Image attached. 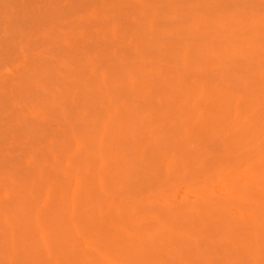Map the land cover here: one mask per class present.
Masks as SVG:
<instances>
[{
  "label": "rangeland",
  "instance_id": "374dc122",
  "mask_svg": "<svg viewBox=\"0 0 264 264\" xmlns=\"http://www.w3.org/2000/svg\"><path fill=\"white\" fill-rule=\"evenodd\" d=\"M0 264H264V0H0Z\"/></svg>",
  "mask_w": 264,
  "mask_h": 264
},
{
  "label": "bare ground",
  "instance_id": "6f19581e",
  "mask_svg": "<svg viewBox=\"0 0 264 264\" xmlns=\"http://www.w3.org/2000/svg\"><path fill=\"white\" fill-rule=\"evenodd\" d=\"M260 61V60H259ZM106 112V111H105ZM242 121V120H241ZM188 130V129H187ZM229 133V132H228ZM232 134V133H230ZM231 137V136H230ZM262 140V139H261ZM113 142V141H112ZM100 144V143H99ZM258 144V143H257ZM102 145V144H101ZM228 151V150H227ZM258 162V161H257ZM181 176V175H180ZM122 185V184H121ZM228 189V188H227ZM232 189V188H231ZM262 193V192H261ZM248 194V193H247ZM243 195V194H242ZM263 196V195H262ZM227 197V196H226ZM209 200V199H208ZM139 201V200H138ZM198 202V201H197ZM210 204V203H209ZM144 205V204H143ZM248 205V204H247ZM165 207V206H164ZM216 208V207H215ZM108 210V209H107ZM147 211V210H146ZM168 212V211H167ZM151 213V212H150ZM190 213V212H189ZM88 214V213H87ZM162 214V213H161ZM177 215V214H176ZM188 215V214H187ZM219 216V215H218ZM211 217V215H210ZM178 218V217H177ZM209 218V217H208ZM207 218V219H208ZM219 218V217H218ZM245 219V218H244ZM203 220V219H202ZM204 221V220H203ZM143 222V221H142ZM176 222V221H175ZM201 222V221H200ZM157 223V222H156ZM211 224V223H210ZM172 227V226H171ZM165 231V230H164ZM166 237V236H165ZM134 239V238H133ZM128 240V239H127ZM144 240V239H143ZM163 240V239H162ZM169 243V242H168ZM163 244V243H162ZM150 254V253H149ZM84 255V254H83ZM94 263V262H93ZM203 263V262H202Z\"/></svg>",
  "mask_w": 264,
  "mask_h": 264
}]
</instances>
